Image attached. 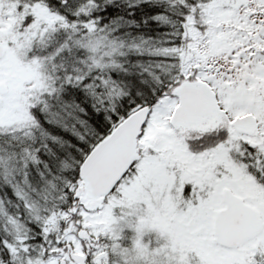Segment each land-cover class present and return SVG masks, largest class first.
Returning a JSON list of instances; mask_svg holds the SVG:
<instances>
[{
  "label": "snow or ice",
  "instance_id": "1",
  "mask_svg": "<svg viewBox=\"0 0 264 264\" xmlns=\"http://www.w3.org/2000/svg\"><path fill=\"white\" fill-rule=\"evenodd\" d=\"M0 264H264V0H0Z\"/></svg>",
  "mask_w": 264,
  "mask_h": 264
}]
</instances>
